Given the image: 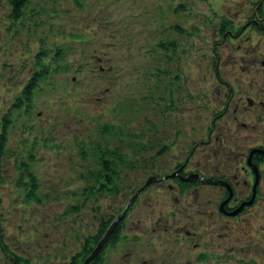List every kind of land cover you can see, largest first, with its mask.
<instances>
[{"label": "rangeland", "instance_id": "rangeland-1", "mask_svg": "<svg viewBox=\"0 0 264 264\" xmlns=\"http://www.w3.org/2000/svg\"><path fill=\"white\" fill-rule=\"evenodd\" d=\"M81 2L31 0L14 20L0 0L1 241L19 264H68L134 197L100 264H264L263 157L256 185L246 164L264 145V0ZM176 171L223 179L243 209L178 177L134 196Z\"/></svg>", "mask_w": 264, "mask_h": 264}, {"label": "trees", "instance_id": "trees-1", "mask_svg": "<svg viewBox=\"0 0 264 264\" xmlns=\"http://www.w3.org/2000/svg\"><path fill=\"white\" fill-rule=\"evenodd\" d=\"M30 1L31 0H8V6H10V16L14 20L20 19L21 17H23L22 16L23 10L25 9V7L27 6V4ZM72 2L75 3V5L77 7L82 5L81 0H72ZM45 55H46L45 51L40 50V52H38V54H36L34 56V61H35L34 67L35 68L38 69V68H42L44 66L43 65V58ZM62 60L63 59H62V56L60 54V50H57L54 53V55L51 56V61L54 64H57V63H59V61H62ZM43 69L44 68H42L41 72H39V71L37 72L36 70L32 72V74L28 78V82L21 89L20 97L16 98L15 102H13L12 108L18 110L19 107H21L23 104H25L26 106L30 105V102H31L30 99H31L32 93H33L34 89L37 87V84H39V81L41 80L42 76H44L43 75ZM45 74H47V73L45 72ZM0 122H1V124H0V153H1V152H3L4 148L7 145L6 144V138H7L6 131L10 125L9 114L2 117ZM112 130L113 129H111L110 127L105 126L102 130V133H104V134L109 133ZM111 153L116 154V150L111 151ZM101 160L103 161V164H105V163L107 164L104 157H102ZM256 162H258V161L256 160ZM107 169H109V168L107 167ZM107 169L105 166L104 170L107 171ZM31 179H32V177H31ZM0 183H1V181H0ZM34 185L35 184H33V189L31 190V193L28 195V197H30L33 194V190L35 188ZM111 221L112 220H109V222H107V223L106 222L102 223V226L100 227L99 232H97V234H95V235L89 236V238L86 240L85 244L83 245V249L79 253L74 255L68 264H79L80 261L84 262L86 257H88L89 254L93 250L91 245H96L99 242V239H101L103 237L102 235L108 229L109 223ZM120 229H121V224L119 226H117V228L114 230V232L110 235L106 244L103 246L104 248L106 245H108L110 243L113 244L119 239ZM103 249L96 256V258L93 259L92 261H90V263H88V264H100V262L102 260L101 255H102ZM0 250L3 253H5V255L10 259V262H12V264H19L22 262L16 254H14L12 251H9L7 249V247L4 245V242L1 241V238H0Z\"/></svg>", "mask_w": 264, "mask_h": 264}, {"label": "water", "instance_id": "water-1", "mask_svg": "<svg viewBox=\"0 0 264 264\" xmlns=\"http://www.w3.org/2000/svg\"><path fill=\"white\" fill-rule=\"evenodd\" d=\"M254 152H255V153H256V152H260V153L263 154V151H261V150H259V149H255V151L252 150V151L249 153L250 156H249L248 159H247L248 164L251 165V167L253 168V170H254V172H255V175L257 176V177H256V181H255V185H256V184H257V181H258L257 170H256V167L250 163V159H251V157H252V155H253ZM175 175H176V173H172L169 177H171V176H175ZM166 177H168V176H165L164 178H166ZM181 179H183V180H185V181H189V182H195L197 179H199V181H201L203 184H204V183H207V184L214 185V184L220 183L221 185L228 187V185H227L226 182L219 181L218 179H215V180L213 181V180H211V179L201 178V177H200L198 174H196V173H192V174H190V175H188V176H186V177H182ZM154 181H157V180H156V177H155V176H151L149 179L146 180V182L144 183L143 187L147 186L148 184H150V182H154ZM143 187H142V188H143ZM255 187H256V186H255ZM255 187H254V188H255ZM229 190H230V187H229ZM135 192H136V193H135L134 196H136V194L139 193L138 190L135 191ZM230 193H231V191H230ZM133 199H134V197H132V198L130 199V202H129L130 204H131V201H132ZM228 199H230V198L228 197ZM228 199H227L226 201H228ZM226 201L223 202L222 205H221V207L219 208V209H220L221 211H223V212H224V209L222 208V206L226 203ZM250 203H252V201L247 202V204H250ZM130 204L125 208V210L130 206ZM242 207H243V204L240 205L239 207H237V210H235V211H233V212H229L228 214H230V215H235V214H237L240 210L243 209ZM125 210H123V212L120 213V216H118L113 222L110 223L109 228H108V229L105 231V233L102 235L103 237L99 240V242L96 244L95 248L92 250V252L89 254V256L86 257V259L84 260V262H82V264H88V263H90V261L93 260L94 257L99 253L100 249L102 248L101 246H102L103 243L107 240L108 235L110 234V232H111V231L113 230V228L116 226L115 224H116V223L120 220V218L124 215L123 213L125 212Z\"/></svg>", "mask_w": 264, "mask_h": 264}, {"label": "flooded vegetation", "instance_id": "flooded-vegetation-1", "mask_svg": "<svg viewBox=\"0 0 264 264\" xmlns=\"http://www.w3.org/2000/svg\"><path fill=\"white\" fill-rule=\"evenodd\" d=\"M253 157H255V156H253Z\"/></svg>", "mask_w": 264, "mask_h": 264}]
</instances>
